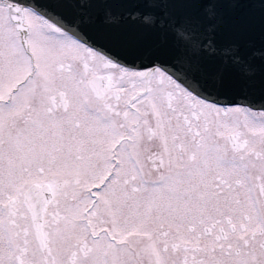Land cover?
Returning a JSON list of instances; mask_svg holds the SVG:
<instances>
[{
    "label": "snow or ice",
    "instance_id": "1",
    "mask_svg": "<svg viewBox=\"0 0 264 264\" xmlns=\"http://www.w3.org/2000/svg\"><path fill=\"white\" fill-rule=\"evenodd\" d=\"M114 2L0 0V264H264V22ZM124 21L176 55L128 64Z\"/></svg>",
    "mask_w": 264,
    "mask_h": 264
},
{
    "label": "water",
    "instance_id": "2",
    "mask_svg": "<svg viewBox=\"0 0 264 264\" xmlns=\"http://www.w3.org/2000/svg\"><path fill=\"white\" fill-rule=\"evenodd\" d=\"M233 3H239V7H233L231 4L220 8V13L230 24L245 25L250 27V38L255 41L257 48L260 46L259 32L262 22H264V7L260 0H233ZM114 11L122 16L128 12L135 11L137 8H143V4H133L116 0L110 5ZM58 11H71L70 9H57ZM180 13L177 12L179 17ZM94 29L102 28L100 20L97 19L93 25ZM120 34L126 37L124 46L117 51L120 57L128 64H134L139 67L142 63L147 64L149 60L158 62L170 60L176 55V50L172 47L170 41L161 38L158 32L142 29L124 21L118 30ZM258 109L264 101H253Z\"/></svg>",
    "mask_w": 264,
    "mask_h": 264
}]
</instances>
